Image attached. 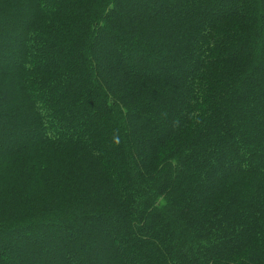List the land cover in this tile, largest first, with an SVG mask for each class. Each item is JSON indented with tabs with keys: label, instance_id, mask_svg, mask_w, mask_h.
Returning <instances> with one entry per match:
<instances>
[{
	"label": "trees",
	"instance_id": "obj_1",
	"mask_svg": "<svg viewBox=\"0 0 264 264\" xmlns=\"http://www.w3.org/2000/svg\"><path fill=\"white\" fill-rule=\"evenodd\" d=\"M0 264H264V0H0Z\"/></svg>",
	"mask_w": 264,
	"mask_h": 264
}]
</instances>
